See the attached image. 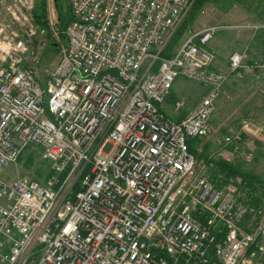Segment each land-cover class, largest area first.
Returning <instances> with one entry per match:
<instances>
[{
  "label": "built area",
  "instance_id": "2783aa9c",
  "mask_svg": "<svg viewBox=\"0 0 264 264\" xmlns=\"http://www.w3.org/2000/svg\"><path fill=\"white\" fill-rule=\"evenodd\" d=\"M193 1L69 0L63 25L45 0L43 25L37 0H0V264H264V190L196 173L188 143L216 131L228 76L209 43L228 26L160 56ZM179 77L208 89L177 121L162 106ZM29 145L44 181L9 172Z\"/></svg>",
  "mask_w": 264,
  "mask_h": 264
},
{
  "label": "rangeland",
  "instance_id": "374dc122",
  "mask_svg": "<svg viewBox=\"0 0 264 264\" xmlns=\"http://www.w3.org/2000/svg\"><path fill=\"white\" fill-rule=\"evenodd\" d=\"M189 12L190 9L181 23L183 26L180 25L177 31L181 29L174 35L176 41L173 49L206 25L228 26L220 30L209 43V48L217 55L216 68L224 67L223 72L228 78L213 116L216 131L200 139L197 144V150L202 156L200 159L195 156V171L213 178L210 174L211 165L206 161V157L210 159L222 157L230 162L242 163L243 169L264 179V144L258 138L260 134L255 128L246 130L244 127L247 121L264 126V68L248 64L249 42L256 32V26L262 23L256 19L254 12L236 1L233 4L223 2L220 5L206 3L187 26V21L184 20H188ZM45 18L46 16L42 21H45ZM47 51L44 59L42 58V66L52 68L59 60L58 46H52ZM234 52H246L244 62L247 66L239 72H234L230 67L229 58ZM259 62L264 60L260 59ZM207 89L208 87L202 83L179 77L174 83L171 96H176L175 98L183 105L176 108V103L175 109H180L178 112L181 110L191 112L206 95ZM166 110L168 115L174 118L172 111ZM237 134H240V140L236 139ZM228 138L230 140H227ZM50 170V161L43 158L42 148L29 145L24 148L22 159L13 165L9 172L15 178L30 176L44 181ZM235 179L238 182L243 180L241 176ZM252 186L259 192L264 190V182H255Z\"/></svg>",
  "mask_w": 264,
  "mask_h": 264
},
{
  "label": "trees",
  "instance_id": "16d2710c",
  "mask_svg": "<svg viewBox=\"0 0 264 264\" xmlns=\"http://www.w3.org/2000/svg\"><path fill=\"white\" fill-rule=\"evenodd\" d=\"M239 2L244 4V6L247 7L248 10L252 11L256 15V19L261 22V26L256 29V32L254 33L252 39L249 42V53H250V60L248 61V64H253L255 61L264 60V0H194L192 3V6L190 8L187 26L192 23L193 18L199 13V11L202 10L203 6L206 3H213L215 5H220L223 2H228L229 4H233L234 2ZM57 4L59 7V13H60V19L62 24H66L68 20H70V14L67 16H64L62 14V8L60 6L59 0H57ZM46 16V2L45 0H37L36 7L34 10V17L35 19L45 25V22L42 21V19ZM189 23V24H188ZM184 24V23H183ZM181 25L180 27H182ZM186 27V26H185ZM181 29V28H180ZM179 29V30H180ZM178 30V31H179ZM177 31V33H178ZM183 31V30H182ZM175 33V35L177 34ZM175 36L171 39L168 46L161 51L160 56L161 57H170L173 54L174 51V44H175ZM56 43L51 42L50 47L54 46ZM48 47V49L50 48ZM241 69L235 70L234 72H239ZM200 142V139H190L188 141L190 151L197 157V159H200L202 154L198 152L197 150V144ZM22 159V153L19 157V160ZM206 161L210 163V174L213 182L215 184L219 183L221 179H223L224 182H228L230 179H235L239 176L242 177V183L245 185L252 187L255 182H264V179L261 177L255 175L251 171H247L243 169L242 163H234L227 161L223 159L222 157L217 159H210L206 157ZM221 177V179H219Z\"/></svg>",
  "mask_w": 264,
  "mask_h": 264
},
{
  "label": "crops",
  "instance_id": "0c3cea01",
  "mask_svg": "<svg viewBox=\"0 0 264 264\" xmlns=\"http://www.w3.org/2000/svg\"><path fill=\"white\" fill-rule=\"evenodd\" d=\"M218 69L223 71L224 67H220ZM177 96H179V95H177ZM175 97H172V96L169 97L168 101L166 103H164V105L162 106V111L165 113L166 116L172 118L171 116L168 115L167 110H166V109H170V111H172V113L174 114V118H172V119L179 121L182 118H184L190 111L188 112L186 110H181L180 112H178L180 109L179 110L175 109V104L178 102V99H176ZM172 103L174 106L172 105ZM169 106H172V107L169 108Z\"/></svg>",
  "mask_w": 264,
  "mask_h": 264
},
{
  "label": "water",
  "instance_id": "95a60500",
  "mask_svg": "<svg viewBox=\"0 0 264 264\" xmlns=\"http://www.w3.org/2000/svg\"><path fill=\"white\" fill-rule=\"evenodd\" d=\"M60 6L62 8V14L67 16L70 14V3L69 0H59Z\"/></svg>",
  "mask_w": 264,
  "mask_h": 264
}]
</instances>
